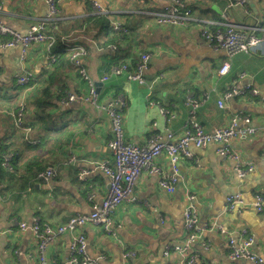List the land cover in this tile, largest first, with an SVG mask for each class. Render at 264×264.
I'll return each instance as SVG.
<instances>
[{"label":"crops","instance_id":"crops-1","mask_svg":"<svg viewBox=\"0 0 264 264\" xmlns=\"http://www.w3.org/2000/svg\"><path fill=\"white\" fill-rule=\"evenodd\" d=\"M182 1L191 19L183 27H171L156 23L150 15L168 0H55L56 14L46 28L55 37L70 38V44L84 47L82 62L98 101L96 106L88 102L62 106L55 100L48 111L51 120L44 123L52 127L45 135L42 128L35 131L34 96L48 86L53 94L62 95L60 100L66 94L88 95L89 85L71 65H65L50 82L53 61L44 44L30 46L25 56L19 47L0 50V93L15 97L11 104L0 100V144L13 153L15 169L12 178L0 180V264H36V238L21 230L20 224L30 225L37 218L57 227L77 214H89L105 198L109 179L96 165L112 159L104 107L117 96L125 100L124 140L135 146H143L155 135L163 141L169 135L177 140L190 98L200 102L196 120L205 132L226 126L235 114L249 116L257 133L234 140L231 148L253 171L239 178L235 161L217 155L215 144L189 146L190 157L179 160L172 194L159 188V176L142 171L133 186L135 200L122 203L115 211L113 221L119 226L115 237L95 225L80 229L88 256L98 264H184L181 255L164 252L186 237L183 212L189 195L198 220L199 239L190 253L195 264H254L229 260L227 236L252 238L250 251L264 264V212L254 209L255 196H264V55L259 50L237 54L229 60L228 72L219 75L226 54L210 47L201 35L203 29L216 27L222 14L240 30L264 31V0H246L244 6L232 9H228V0ZM93 4L108 11L109 26L119 23L128 31L118 42L119 58L114 59L104 46L108 35L84 27L83 20L96 14ZM47 16L45 0H0V23L19 33ZM141 54L151 56L143 84L127 82L125 75H112L116 63L133 66ZM26 71L33 75L27 88L16 84ZM104 76L107 81H102ZM248 84L258 91L257 97L246 90L245 95L219 106L226 89L243 90ZM22 101L24 127L16 129L11 114ZM160 108L173 116L164 118ZM39 134L44 136L41 142ZM156 166L172 174L164 153ZM48 168L54 177L47 186L36 174ZM237 194L242 205L229 210L226 198ZM70 241L68 232L56 236L46 248L47 264H68ZM126 252L134 255L125 259Z\"/></svg>","mask_w":264,"mask_h":264},{"label":"built area","instance_id":"built-area-1","mask_svg":"<svg viewBox=\"0 0 264 264\" xmlns=\"http://www.w3.org/2000/svg\"><path fill=\"white\" fill-rule=\"evenodd\" d=\"M48 7V16L46 19L36 22L29 26L25 33H19L11 30L0 23V50L19 47L22 55L25 56L26 51L32 45L44 44L49 51L56 43L55 36L46 28V23L56 14L55 0H45ZM246 0H228V9L237 6H244ZM96 14L107 15L108 11L93 4ZM156 23L162 26L183 27L191 19L190 11L186 8L182 0H170L162 9L150 13ZM214 30L208 28L201 32L204 40L210 47L216 50H223L226 54L224 61L219 70V75H224L229 70V60L240 53H252L259 50L264 55V31L260 28H251L248 31L238 29L232 24L227 14H222L221 20ZM114 32L127 33V30L119 23L112 24ZM70 39V38H69ZM66 39L65 50L69 55L71 66L89 85L88 95L66 94L61 100L62 106H68L72 103L88 102L96 106L98 94L94 88L93 82L88 77L83 65V57L86 51L83 46L78 44H70ZM114 53L115 48L110 47ZM55 54L51 55L50 61H54ZM151 56L143 54L140 56L138 63L133 70H129L126 62H121L118 66L112 68L111 73L114 76L125 75V81L144 83V75L148 69ZM241 78L244 77L242 74ZM33 80V75L26 71L16 79V84L27 88ZM108 76H104L102 81H107ZM249 91L252 95L258 96L257 90L253 89L250 84L243 90H236L230 87L225 90L222 100L218 103L223 106V101L233 98L234 96H243ZM200 102L190 98L186 102L188 108L187 119L182 128L181 136L175 140H171L168 136L163 141L158 135L152 136L143 146H135L124 140L123 134V114L122 109L125 106V100L122 96H117L106 103L104 110L108 116L110 123V139L108 148L111 151L112 159L108 162H102L96 165V169L101 171L109 179V190L105 198L92 206L89 214H77L70 217L64 224L52 227L48 224H39V220L34 218L30 225L22 223L19 225L23 231L31 232L37 241L36 244V264H47L45 252L47 246L54 240L56 236L66 232L71 234L69 244L68 264H98L96 260L91 259L87 254V246L84 235L80 232L86 225L99 226L104 233L112 237L116 236L119 226L114 224L113 216L116 209L124 202H133L135 199L132 195L133 186L138 180L142 171L159 176L158 186L168 194H172L177 183L178 163L181 157H190L189 146L203 148L207 144H215L217 146V155L223 158H229L235 161L234 171L239 178L245 177L253 171L250 164L244 165L240 162L238 156L233 152L231 144L234 140L240 138L251 137L257 133V129L252 125L249 116L235 114L230 117L229 122L222 128L205 132L196 120V111ZM25 102L17 105V110L11 114L13 125L16 129H23V111ZM160 113L164 118H171L173 114L164 108H160ZM168 158L172 174H166L156 166V160L162 154ZM10 155L4 157L3 165L8 167L7 162ZM54 177V171L51 168L45 169L36 174L37 180L44 185H49ZM187 206L183 212L184 229L186 237L180 245L167 246L164 254L170 252L177 253L183 257L184 264H195V257L191 256V246L197 242L199 236L197 234V217L190 201L192 197H186ZM229 210L236 206L242 205V197L240 194L226 198ZM254 209L258 213L264 212V196H255ZM79 230V231H78ZM221 233H224L221 231ZM228 258L231 261L247 260L254 264H263V260L258 258L250 251L252 238L241 237L234 240L227 236ZM133 253L126 252L123 258L133 256ZM103 259V258H101Z\"/></svg>","mask_w":264,"mask_h":264},{"label":"trees","instance_id":"trees-1","mask_svg":"<svg viewBox=\"0 0 264 264\" xmlns=\"http://www.w3.org/2000/svg\"><path fill=\"white\" fill-rule=\"evenodd\" d=\"M169 1L170 0H168V2ZM83 24L86 30L94 29L95 31H98L100 34L105 33L106 35H108V38H106L107 41L104 44V46L108 47V49H110V47H114L116 49L117 47V49L114 50L115 53H112L111 50L110 52L113 54L112 56L114 57V59L120 57V53L117 52L118 42L124 39V37L127 36V33L114 32L112 30V27L109 26V22L107 21L106 15H102V14H95L93 16H90L89 18H86L85 20H83ZM81 26L82 24L78 26L77 28ZM216 28L217 27H210L209 29L214 30ZM55 38H56V43L48 52L49 56L55 54L57 58V59L55 58V60L53 61L52 66H51L52 68L48 74L50 82H52V79L54 78V76H56L58 73L61 72V70L65 67V65H68V66L71 65L70 64L71 62L69 60V55L67 51L65 50V44L63 42L66 39L64 38L60 39L57 37ZM137 63L138 62H136L133 66H130L128 64L129 70H133ZM118 64L116 63V66H118ZM12 97L13 96L11 95L7 96L6 94L0 93V100H4L10 104L13 102V98H15V97L13 98ZM34 97L35 99L33 100L32 106L33 108H35V117H34L35 131L37 132L39 131L40 128H42L43 134L45 135V132L50 131L52 127L51 124H44L46 121L51 120V114L48 111L55 103V100L59 103V100L62 97V95L53 94L50 91V86H48L44 88L43 90H41ZM1 107L2 106L0 105V108ZM16 110H17V107L15 106L13 108V111H16ZM23 127H24V122H23ZM39 137H40L39 141L41 142V138H43L44 136L42 134L41 135L39 134ZM12 154L13 153L7 149L6 145L0 144V180L10 179L12 178L14 174V171H15L14 161H13L14 156ZM7 155H10V160L7 162L8 167H5L3 163H4V157ZM44 170H41V171H44ZM39 224L42 226L43 223L39 221Z\"/></svg>","mask_w":264,"mask_h":264},{"label":"rangeland","instance_id":"rangeland-1","mask_svg":"<svg viewBox=\"0 0 264 264\" xmlns=\"http://www.w3.org/2000/svg\"><path fill=\"white\" fill-rule=\"evenodd\" d=\"M116 234H117V231H116ZM112 237V236H111Z\"/></svg>","mask_w":264,"mask_h":264}]
</instances>
